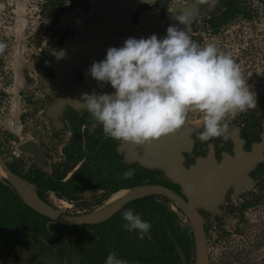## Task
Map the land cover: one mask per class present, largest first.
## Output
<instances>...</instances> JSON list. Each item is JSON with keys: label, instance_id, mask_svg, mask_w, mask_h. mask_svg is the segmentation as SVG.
Segmentation results:
<instances>
[{"label": "trees", "instance_id": "obj_1", "mask_svg": "<svg viewBox=\"0 0 264 264\" xmlns=\"http://www.w3.org/2000/svg\"><path fill=\"white\" fill-rule=\"evenodd\" d=\"M258 1L264 3V0ZM67 2L69 9L81 6L79 0H45L40 7V13L52 19L50 28L44 32L50 51H58L62 41L69 35L66 29L63 32L51 29L58 23V14L63 13ZM253 2L221 0L220 7L225 8L218 16L213 15L210 25L216 31L238 17L247 22L253 20L258 15ZM53 13L56 15L52 18ZM47 55L48 52H42L43 57ZM48 70L45 69V73L50 72ZM256 99L257 107L243 113V138L246 145L258 141L257 133L264 121V93ZM68 120L74 128L72 136L61 148V160L51 167L50 172L32 166L23 173L20 164L5 163L48 206L54 208L48 199L50 193L84 214L103 207L116 192L135 186L152 184L178 190L159 170L145 169L137 163L124 161L115 148L117 142L105 138L103 134H93L83 143L78 129L85 119L74 116ZM129 168L136 170L135 176L128 180L122 179V173ZM261 168L262 165H258L256 169ZM93 190L97 193L89 198L83 197L84 193ZM170 206H174L175 210L170 209ZM129 208L139 214L142 220L151 222L147 235L152 239L154 255H157L156 249H166L171 254L169 258L157 255L149 261L146 259V234L140 235L135 230L128 231L123 227L125 221L122 213ZM181 218L183 215L171 201L152 194L125 204L110 218L98 224H48L47 218L25 206L4 178L0 177V264H104L110 251L117 252L119 258L128 264H181L172 243L188 255L191 239L190 233L187 235V231L179 226ZM43 254L45 258H41ZM23 257L28 258V261H23ZM44 259L47 260L43 262Z\"/></svg>", "mask_w": 264, "mask_h": 264}, {"label": "water", "instance_id": "obj_2", "mask_svg": "<svg viewBox=\"0 0 264 264\" xmlns=\"http://www.w3.org/2000/svg\"><path fill=\"white\" fill-rule=\"evenodd\" d=\"M142 1L148 0H96L92 5L93 16L79 10H66L60 16V26L74 34L65 39L59 51L51 54V76L39 80L40 90L55 94L58 99L51 110L63 106L73 109L83 108V94H92L90 87L95 81L88 69L94 61L103 60L109 47H121L129 38H148L156 34L165 36L166 29L174 25L179 29L185 26L176 19L177 15L191 12L177 8L165 17L157 20L153 13H143L134 25L131 21L135 8ZM190 21V19H189ZM189 31V23L186 28ZM85 46V54L83 47ZM89 50V51H88ZM79 74L82 80H76L73 74ZM91 88V90H90ZM114 89L107 83L100 86L96 94L113 93ZM191 129L183 128L180 132L169 134L155 140L149 146H137L119 141L117 150L122 152L126 162L137 163L145 169H156L162 172L170 183L179 189L177 194L162 185L135 186L125 190V194L113 204L95 211L76 216L61 213L48 206L21 178L12 173L0 156V170L4 180L18 195L21 202L47 218L49 223L62 226L93 225L104 222L120 210L125 204L147 195H160L173 202L191 228L193 264H208L202 220L196 208L211 209L221 199L226 188L251 185L247 174L257 164L264 162V131L259 141L250 145L247 151L235 149L234 157H224L215 163L209 151L204 157H198L193 163L184 165L183 154L191 148ZM15 151L27 156L32 163L41 169L47 165L41 151L33 140H24L15 145Z\"/></svg>", "mask_w": 264, "mask_h": 264}, {"label": "clouds", "instance_id": "obj_3", "mask_svg": "<svg viewBox=\"0 0 264 264\" xmlns=\"http://www.w3.org/2000/svg\"><path fill=\"white\" fill-rule=\"evenodd\" d=\"M176 19L185 26L183 29L170 25L161 38L156 34L129 37L123 46L109 47L103 60L91 64L90 76L114 89L113 93L83 94L77 100L90 114L92 130L99 126L105 138L149 146L180 132L188 115L194 112L202 114L203 131L197 136L201 143L214 138L227 141L230 120L257 107L256 94L231 55L214 42L201 45L194 41L186 30L187 13ZM65 29L69 31H62ZM5 48L6 44L0 42V53ZM135 174L136 170L129 168L121 178L132 179ZM122 219L126 230L140 235L151 228L150 221L142 220L130 208L122 213ZM104 264L128 262L110 251Z\"/></svg>", "mask_w": 264, "mask_h": 264}, {"label": "flooded vegetation", "instance_id": "obj_4", "mask_svg": "<svg viewBox=\"0 0 264 264\" xmlns=\"http://www.w3.org/2000/svg\"><path fill=\"white\" fill-rule=\"evenodd\" d=\"M189 1H179L178 3H174L172 0H148V1H142L140 2L137 7L135 8V12L132 15V23L135 25L137 20L141 17L143 13L151 12L154 14L155 18L157 20H160L161 18L165 17L169 13L175 11L177 8H182L184 10H188L191 12L190 21H189V35L191 38L200 43L201 45L207 44L209 42H213L218 46V48L228 53V50L226 48V42H227V35L226 31H223L225 27L229 25V23H226L225 25L220 26L215 31L212 26L210 25V21L213 19V15L218 16L221 14V12L224 10L225 7H220V2L218 3L216 10H213L211 12V15L207 16L204 20L201 19V21L194 22L193 19L198 15L199 13V6H194L193 4H188ZM93 5V4H92ZM215 5V7H217ZM197 14V15H196ZM200 14V13H199ZM200 16V15H199ZM223 31V32H222ZM70 33V36L73 37L74 35ZM206 35L209 39H204L203 35ZM69 36V37H70ZM211 36L212 38H210ZM39 39L36 38L33 40V45L37 46L39 44ZM51 61V56H50ZM234 61L239 65L241 72L243 74V60L240 58H234ZM2 54L0 53V81L2 85L7 83L8 77L3 76L2 72H4V66H2ZM37 63V62H36ZM50 63V62H49ZM49 69L48 73H45L44 77H49L52 74L50 64L48 66ZM34 70L37 72L35 74ZM32 71L36 75L35 82L33 83L34 89L31 90V88H28L31 85V79L32 76L29 73H26V76H19L21 79V84H25L26 90L19 91V97H22L23 103L25 106H33V108L39 109V96H40V86H39V80L41 79L39 76V64H33ZM6 73V72H4ZM74 78L76 80H82L81 76L79 74L74 73ZM14 78L16 76L14 75ZM25 82V83H24ZM30 84V85H29ZM50 94V93H47ZM6 92L3 91V88H1L0 85V114L2 113V110L4 107H2V103L5 100ZM52 95V94H51ZM55 96L54 102L58 99L57 95L53 94ZM52 95V96H53ZM30 103H29V102ZM53 102V103H54ZM52 103V104H53ZM43 106L42 110L40 109L37 111L39 113H43V118L45 119L44 124L46 125L44 128L48 131L47 138L43 139L45 142H53L58 144L59 147H57L59 151V157L62 156L61 154V148L68 142L69 138L72 136V132L74 130L73 125L68 120L69 118H72L74 116L84 118L85 121L80 124L78 132L80 135V138L83 143H86L87 140H89L91 137H93V134L95 135H102V129L98 126L95 130H92L91 124H92V118L90 114L87 112V110L83 107L80 109H73L68 106H63L59 108L56 111L51 110V106ZM35 106V107H34ZM20 118H23V113L20 115ZM39 128V126H37ZM185 128V127H183ZM264 131V121H262L260 125V130L257 133L258 138L260 139V136L262 135ZM64 134V137L63 135ZM53 136L50 140V136ZM13 138V134H7L5 133V141L10 142L9 139ZM191 148L189 152L183 154V160L184 165L187 166L188 164H191L194 162V160L198 157H204L209 151L212 154V158L215 163H219L222 161L224 157L233 158L234 152L236 148H239L240 151H247L250 147V145L254 142H251L250 144L246 145L245 139L243 138V113L238 115L234 120H230L229 122V139L227 141H224L222 138H214L210 141L201 143L197 139V135L191 134ZM258 139V141H259ZM19 140V139H17ZM24 140H33L39 150L41 151L43 158L47 161V165L44 167V169H41L40 167L34 165L29 158V161L27 162L28 165H23V163L20 164L23 165L22 172H27L32 166H35L37 169L45 172H50L51 167L56 166L57 163L51 160L52 151L51 148L47 145H45L46 150L43 147H40L38 144L37 139L32 138H26ZM23 140V141H24ZM116 141V140H115ZM22 142V141H20ZM115 148L117 150V145L119 141H116ZM12 143V142H11ZM40 143V142H39ZM60 143V144H59ZM55 155L56 154V150ZM118 153L122 155V152ZM1 156V154H0ZM2 157V156H1ZM61 159V158H60ZM125 161V160H124ZM7 164H10V162H6ZM262 165L261 170H257V166ZM264 162L259 163L256 165V167L247 174V177L251 181V185L248 188L243 187V185L234 186L233 184H230L226 190L223 192L220 201L213 206L211 209H203V208H196V212L200 216L202 220V229L204 233V240L206 245V252H207V259L208 264H243V234L245 232H250L254 229L255 232H257V237L259 239V243L261 244V247L264 244V214L260 213L262 216L259 217L258 224L251 222L250 215L253 212V209L256 211L257 208H262L264 210ZM75 169V168H74ZM73 169V170H74ZM173 190V189H172ZM94 192H97L93 190ZM89 191V192H93ZM177 194L179 193L178 190H173ZM63 207H66V203L61 201ZM174 209V206H170ZM180 228L185 229L188 233H190L191 239H190V249L188 255H186V252H184L181 248H178L174 243L173 246L175 248V251L178 255L179 261L181 264H193V248H192V235H191V228L188 224L187 220L183 217L182 222H180ZM140 237V235H139ZM146 242V259L151 260L154 258V252L152 249V239L149 235H145ZM181 249V250H180ZM157 255L159 257L169 258L168 251L166 249H156ZM156 255V256H157ZM155 256V257H156ZM163 264V263H162Z\"/></svg>", "mask_w": 264, "mask_h": 264}, {"label": "rangeland", "instance_id": "obj_5", "mask_svg": "<svg viewBox=\"0 0 264 264\" xmlns=\"http://www.w3.org/2000/svg\"><path fill=\"white\" fill-rule=\"evenodd\" d=\"M172 1L174 4L185 0ZM188 1V4L200 7V14H196L197 16L193 19L194 22L204 20L211 15V12L217 9L215 5L217 6L221 2V0H207L206 3H201L200 0ZM44 2L45 0H0V42L6 44L4 52L1 53L2 66H4V72L6 73L2 72L1 74L2 77H8L6 84L2 85L0 81L1 88L6 92L5 100L1 105L4 109L0 114V152L6 162L28 165L29 157L15 151V145L26 138L37 139L39 146L45 150V145L49 146L53 153L50 158L55 163L61 160V156L59 157L60 150L57 149L58 144L43 141L47 138L46 133L48 131L44 128L46 125L44 124L43 113L38 114L37 112L39 109L41 111L45 106L52 104L55 96L40 91L38 97L39 109H34L33 106H25L22 97H19V91L26 90V86L21 84L19 76L22 75L23 77L26 76V73H29L33 79H31V85L29 84L28 88L33 90L35 87L32 85L35 82V74H37L35 70V74L32 71L33 64H39V76L43 78L45 69L49 66L50 56L54 53L48 49V39L44 35L45 30L50 28L52 22V19H47L40 13V7ZM93 2L95 0H79L78 4L81 6L77 9L85 14L92 13ZM68 4L67 2L64 5V11L69 10ZM253 6L258 10L256 18L247 22L238 17L231 21L223 31H226L227 35L226 48L228 54L233 59L240 58L243 60L244 79L257 97L264 93V3L254 0ZM55 15L56 13H53L52 18ZM60 16L61 14H58V23L51 27L53 31L60 30L63 32L59 23ZM36 38H40L37 46L33 45L32 42ZM203 38L209 39L205 34ZM43 51L49 53L46 58L42 56ZM14 75L16 78H14ZM22 113L23 118H20ZM184 127H189L191 134L198 136V133L203 131L202 114L190 113ZM6 132L7 134H13V138L9 139L10 142L5 141ZM62 135L64 137V134ZM52 137L51 135L50 140ZM53 150H56L57 155ZM23 165H21L22 169ZM96 193L94 191L87 192L84 193L83 197L89 198ZM48 199L52 202V206L61 213H76L78 215L83 213L65 201L63 202L66 203V207H63L60 204L61 200L55 198L51 193L48 195ZM113 203H106L105 205ZM259 212L264 214L262 208H257L256 211L253 209L250 215L251 222L258 224V216H262ZM182 220V218L179 219L180 222ZM44 256L43 254L41 258H45ZM37 257L40 258L39 255ZM22 260L28 261V258L23 257ZM46 260L44 259L43 262ZM10 264H17V262ZM243 264H264V244L261 247L257 232L254 229L243 234Z\"/></svg>", "mask_w": 264, "mask_h": 264}, {"label": "bare ground", "instance_id": "obj_6", "mask_svg": "<svg viewBox=\"0 0 264 264\" xmlns=\"http://www.w3.org/2000/svg\"><path fill=\"white\" fill-rule=\"evenodd\" d=\"M85 51H86V49H85V46H84L83 47L84 54H85ZM101 85L102 84H99L97 81H92V85L90 86L92 88V90L90 88L91 92L93 93L95 91H98L100 89ZM3 176H4V174L0 170V177H3ZM125 192H126L125 190H120V191L116 192L115 194H113V196L110 198V200L107 203L115 202L117 199H119L121 196H123V194H125Z\"/></svg>", "mask_w": 264, "mask_h": 264}, {"label": "built area", "instance_id": "obj_7", "mask_svg": "<svg viewBox=\"0 0 264 264\" xmlns=\"http://www.w3.org/2000/svg\"><path fill=\"white\" fill-rule=\"evenodd\" d=\"M61 203V202H60ZM71 205V204H70Z\"/></svg>", "mask_w": 264, "mask_h": 264}]
</instances>
